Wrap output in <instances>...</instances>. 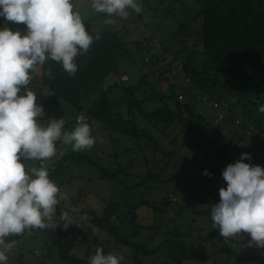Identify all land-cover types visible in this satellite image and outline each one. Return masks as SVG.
Here are the masks:
<instances>
[{
    "label": "trees",
    "instance_id": "obj_1",
    "mask_svg": "<svg viewBox=\"0 0 264 264\" xmlns=\"http://www.w3.org/2000/svg\"><path fill=\"white\" fill-rule=\"evenodd\" d=\"M193 2L198 6V10L192 18L180 24L179 30L185 35L190 34L194 45L199 46L201 63L196 62V53L187 50L185 41L180 42L182 48L177 51L162 44H155L162 51L151 56L146 62L144 57L155 45L146 49L142 63L137 65L142 66L144 72L136 84L123 85L128 82L127 78L126 81L118 83L116 80L105 86L108 75L116 71L118 61L121 57L128 56L129 51L116 33L95 30L89 20L83 22L85 30L93 36L98 32L100 39H93L89 49L75 57L77 71L73 75L70 76L62 70L59 62L51 60L34 67L38 66L40 70V80L34 93L42 106L54 110L65 103L73 109L74 118L84 114L88 120H94L101 129L133 142V145L126 147L124 151L106 157L100 153H69L61 156L53 164L54 169L48 171L50 180L61 174L63 163L70 161L91 167L99 180L117 185L122 182L120 176L132 174L127 170L133 160L122 166L119 160L121 157L143 152L145 149L152 153L158 149L166 158L171 157L172 152L159 149L153 140L151 131L155 130L171 140L175 139L179 132L185 133L184 140L195 149L202 150L207 164H213L210 169L204 170L220 179L222 164L239 153L250 154V159L243 161L245 163L259 166L264 163V113L257 111L259 104H255L253 108L251 106L254 103L264 104V0ZM136 48L140 49V44H137ZM165 53L172 54L176 60L182 62L181 74L171 75L162 66ZM207 64L210 67H218L230 74L231 78H219L207 70ZM177 77L181 78L183 86H176V83L171 82L176 81ZM150 78L153 81L149 83ZM156 80L165 81V87L159 89L154 83ZM225 91L233 100L213 97L214 94ZM178 96H181V99H178ZM203 97L208 101L220 100L228 103V113L220 123L212 124L213 111L207 102H202ZM151 100L159 101L160 106L144 112L142 103ZM206 104L208 107H204ZM235 107L240 110V114L233 112ZM208 111L212 112L211 123ZM136 116L146 119L150 124L149 129L140 127L135 121ZM236 119H239L238 124L234 123ZM176 128L178 131L174 134ZM224 129L227 133L222 132ZM215 131L217 133L207 139V134ZM197 136H200L202 141L193 142ZM215 140L222 145H216ZM211 149L213 151L209 154ZM179 158L182 162L172 180L176 179L189 163L186 158ZM205 158H209V162ZM134 176L138 174L134 173ZM153 177L147 176L149 179ZM147 178L142 179L145 181ZM139 185L140 182L130 185L127 189L134 190ZM169 203L167 195L161 199L163 206ZM139 206L141 203L130 204L123 209L116 202L108 201L99 213L85 210L75 214L71 220L72 224L67 227L59 220L58 226L46 224L44 229H28L25 233L36 236L34 238L38 237L40 244L46 246V252L40 256L39 263L53 251L64 264H88V258L100 247L103 253L121 252L123 262L120 264H126L125 260L131 264H148L146 260L156 261L161 257L171 264H205L209 255L204 252L196 256L186 252L182 243L174 241L176 232L160 239L157 237L158 234L163 235L160 225L140 224L135 213ZM54 213L59 219L57 206ZM83 224L93 227L94 233L85 232L81 227ZM17 238L9 237L8 240ZM207 239L213 258L216 252H222L232 264L252 263V255L255 252L252 247L239 251L224 246L217 248L216 244L231 240L229 237H222L218 229H211L207 233ZM214 263L215 260L212 264Z\"/></svg>",
    "mask_w": 264,
    "mask_h": 264
},
{
    "label": "rangeland",
    "instance_id": "obj_2",
    "mask_svg": "<svg viewBox=\"0 0 264 264\" xmlns=\"http://www.w3.org/2000/svg\"><path fill=\"white\" fill-rule=\"evenodd\" d=\"M72 2L74 10L80 12L83 22L91 20L95 30L116 33L125 42L126 49L129 51L128 56H123L118 61L116 71L108 75L105 86L114 83L123 74H126L128 78V82L123 85L136 84L144 72L143 67H137V65L142 63L145 51L151 45L162 44L172 48L173 51H177L182 48L180 42L185 41L187 50L196 53V62L201 63L202 61V58L198 55L199 46L194 45L195 42L189 36L190 34L185 35L179 30L180 24L192 18L198 10V6L193 0H147V2L140 0L141 11L139 13H133L129 10V16L125 19L114 16V22L111 25L103 23L106 14L95 12L90 7V0H72ZM7 26L21 31L25 27L23 24H14L11 21L7 22ZM137 44H140V49L136 48ZM206 68L219 78L224 80L231 78L230 74L220 70L218 67H210L207 64ZM32 73L34 76L31 75L32 79L25 87L34 92L40 80L39 67L34 68ZM148 81L150 83L153 79L150 78ZM171 82L176 83V86L184 85L180 77H177L176 81L172 80ZM154 83L159 89L165 87V81L156 80ZM117 89L119 90V88ZM213 97L228 99L229 101L233 100V97H228L226 91L216 93ZM36 100L38 102L37 96ZM255 104L258 105L260 103H254V106L251 105L252 108L255 107ZM158 106H160V102L157 100L142 103L144 112L151 111ZM42 107L45 113L43 120L46 121L49 117H62L64 119L65 124L62 131L67 130L70 132L77 126L78 123L75 121L74 111L69 105L62 103L54 110L48 109L47 106ZM204 107H208V105L206 104ZM203 111L205 112V110ZM233 112L240 114V110L237 107L233 109ZM211 113V111H208L210 123ZM198 116H201V114H198ZM135 121L140 127L149 129L150 124L146 119L136 116ZM87 123L91 128V134L96 138L93 146L88 149L73 151L70 144L65 145L57 141L55 145L56 154L43 162L48 171L54 167L53 164L57 159L69 153L85 155L100 153L106 157L109 154L124 151L126 147L133 145V142L128 138L101 129L94 120H88ZM212 124L214 123L212 122ZM226 127L228 126L226 125ZM176 129H174V134H177L178 129ZM151 132L154 137L153 140L157 143L159 149L164 150V152H172L171 157L169 159L166 158L165 154H162L158 149H155V153L145 149L143 152H135L126 157H121L119 160L122 166L127 161L133 160L132 165L127 170L132 174L120 176L122 182L117 185L106 180H99L97 174L89 166L70 161L63 163L61 174L51 180L59 190L58 203L56 205L58 211L60 214L62 212L68 213L72 220L74 215L80 211L91 210L99 213L108 201L116 202L123 209L130 204L137 205L141 203V206L135 211L137 221L146 226L160 225L161 234L163 235L160 236L158 234L157 237L165 239V236L176 232L174 241L182 243L186 252L196 256L204 252L209 255L205 264H212L214 260V264H232L230 259L226 260V254L222 255V252H216V256L213 258L209 239H207V233L213 229L210 218V205L218 202L217 190L220 187H224L226 183L222 179L215 177L213 173L212 175L211 173H209L210 175L204 174V169H210L213 164H207L204 161L202 150L195 149L192 144L184 140L186 138L185 133L179 132L176 138L171 140L159 134L156 130ZM222 132L227 133L226 129ZM216 133L217 131L212 134L208 133L207 139ZM196 141H202V138L197 136L193 142ZM214 143L222 145L216 140ZM207 147L209 148L210 146L208 145ZM211 151L213 149L209 151V154ZM179 156L186 158L189 163L185 165L177 178L172 180L182 162ZM205 160L209 162V158H205ZM24 163L26 167L39 166L40 164L39 161L35 160H26ZM261 167L264 169V163H261ZM134 173H137L138 176H134ZM148 175L154 177L149 179L150 177L147 178ZM143 177L148 180L143 181ZM139 182L140 185L134 190L127 189L130 185ZM166 195H172L175 201H170L169 204L163 206L161 199ZM45 223L52 226L60 224L55 213ZM81 227L85 232L89 231L91 234L95 231L93 227L87 224H83ZM9 237L18 238L13 240L15 244L8 253V264H64L58 260L53 251L50 252L43 262L39 263L40 256L46 252V246L40 244L38 237L34 238L36 236L28 232L25 233L24 231L19 236L11 235ZM9 237H6L5 240L8 241ZM229 239H231L229 242L223 241L218 245L216 244V247L224 246L233 248L236 251L241 249L249 250L252 247L255 252L252 255L251 264H264V248L258 249L255 246H249L246 234L232 236ZM235 241L238 243H235ZM107 247L110 249L109 245ZM118 255H121V252ZM121 262L123 261L121 260ZM145 262L148 264H171L164 257L156 261L153 259ZM125 263L131 264L127 260H125Z\"/></svg>",
    "mask_w": 264,
    "mask_h": 264
},
{
    "label": "clouds",
    "instance_id": "obj_3",
    "mask_svg": "<svg viewBox=\"0 0 264 264\" xmlns=\"http://www.w3.org/2000/svg\"><path fill=\"white\" fill-rule=\"evenodd\" d=\"M90 7L106 14V25L114 22V16L125 19L129 10L141 11L140 0H90ZM0 18V264H8L15 241L5 238L44 229L55 211L59 190L43 162L56 154V142L80 151L96 140L83 120L70 132L62 131V117L43 120L42 105L25 86L34 67L46 60L59 62L62 70L73 75L75 57L100 34L85 30L72 0H0ZM9 21L23 24L24 30L9 28ZM257 111L264 113V104ZM248 159L250 154L241 153L222 169L226 184L217 190L219 199L210 205V218L222 237L246 234L249 246L259 249L264 248V169L243 162ZM26 160L40 164L26 167ZM59 220L64 227L72 224L65 212ZM122 259L97 247L88 264H120Z\"/></svg>",
    "mask_w": 264,
    "mask_h": 264
},
{
    "label": "built area",
    "instance_id": "obj_4",
    "mask_svg": "<svg viewBox=\"0 0 264 264\" xmlns=\"http://www.w3.org/2000/svg\"><path fill=\"white\" fill-rule=\"evenodd\" d=\"M161 48L157 45H155L152 50L150 51V53H148L145 57H144V61H148L149 58L153 55H156V54H159L161 52ZM162 66H164V68H166L169 73L172 75V74H181L182 73V68H183V64L181 61L179 60H176L174 58V56L170 53H165L164 54V60L162 62ZM127 80V76L126 75H121L119 77V79L117 80V82H123V81H126ZM187 81V79H186ZM178 99H181V96H178ZM202 102L204 103H208L210 108L212 109L213 111V116H212V122L214 124H218L220 123L225 115L228 113V103L225 102V101H220V100H211V101H208L206 97H203L202 98ZM81 120H83L84 122H87L88 121V117L85 116L84 114H79L76 118H75V121L77 123H80ZM235 124H238L239 123V119H236L234 121ZM244 153V152H242ZM240 154L236 157H232V158H229L226 160V162H224L221 166V169H223L227 164L229 163H233L235 162L237 159H239L240 157ZM168 199L169 201L171 202H174L175 201V198L171 195L168 196Z\"/></svg>",
    "mask_w": 264,
    "mask_h": 264
}]
</instances>
